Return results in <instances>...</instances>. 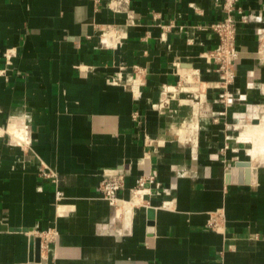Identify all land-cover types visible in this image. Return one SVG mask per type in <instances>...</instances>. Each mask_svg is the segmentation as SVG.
Listing matches in <instances>:
<instances>
[{
	"label": "crops",
	"instance_id": "obj_1",
	"mask_svg": "<svg viewBox=\"0 0 264 264\" xmlns=\"http://www.w3.org/2000/svg\"><path fill=\"white\" fill-rule=\"evenodd\" d=\"M116 1L0 0V264H27L30 233L51 227L42 264H264V162L232 177L247 160L240 139L255 130L264 145V122L238 131L264 105V0H239L262 20L239 27L244 57L227 86L206 58L217 0ZM121 66L128 79L140 69V97L107 81ZM195 73L198 90L180 85ZM113 169L126 174L120 208L99 191ZM148 173L155 183L132 203Z\"/></svg>",
	"mask_w": 264,
	"mask_h": 264
},
{
	"label": "built area",
	"instance_id": "obj_2",
	"mask_svg": "<svg viewBox=\"0 0 264 264\" xmlns=\"http://www.w3.org/2000/svg\"><path fill=\"white\" fill-rule=\"evenodd\" d=\"M126 4H129L128 0H117L115 7L117 9H125ZM218 7L223 13L222 19L212 22L206 26L218 39L219 45L217 48L208 52L206 58L210 63H215V70L219 75L218 84L227 86L232 83L238 72V66L240 65L242 58L244 57V48L238 43V29L241 25H247L249 23L257 22L261 19V15L254 12H246L239 4V0H217ZM172 26V25H171ZM255 32L259 40L258 58L264 60V26H255ZM10 58V56H9ZM11 63V61H9ZM136 73L133 78H126L123 74V67L116 76L108 77L107 81L112 84H122L129 87L135 97H140V85L141 79L139 78L140 69L135 67ZM195 80H197V87L200 85V75L194 74ZM185 80L180 85L183 87H189V83ZM220 99L228 104H231L234 99V95L231 92H224L220 95ZM165 101L161 102L163 106ZM261 107V104H255ZM134 119L139 118V111L135 110L133 113ZM27 139V138H26ZM42 175L46 178L52 179L54 182H58V173L52 171L49 167H44ZM126 174L121 169L106 170L104 172L103 179L99 185V191L102 197L108 201V203L116 208L122 207L125 203L119 196V191L125 185ZM156 174L148 173L140 176L137 179L136 186L132 189L133 196L132 201L141 189H146L149 183H155ZM58 199L64 198V193L61 190L57 191ZM211 215L208 221L210 227L220 228L218 218ZM42 242V252L50 251L52 249L51 244L55 241L57 231L54 228H48L41 231L40 235ZM43 256V253H42ZM45 264H55V261L51 258H46Z\"/></svg>",
	"mask_w": 264,
	"mask_h": 264
},
{
	"label": "bare ground",
	"instance_id": "obj_3",
	"mask_svg": "<svg viewBox=\"0 0 264 264\" xmlns=\"http://www.w3.org/2000/svg\"><path fill=\"white\" fill-rule=\"evenodd\" d=\"M263 38V40H264V36L262 37ZM192 78V80H190ZM190 80V81H189ZM187 83H189V87L191 88V89H194V90H198V87H197V80H195V76H194V74H192L190 77H188L187 78V81H186ZM259 109V107L257 106V105H255V106H253L252 107V109L251 110H255V111H257ZM259 111V110H258ZM255 118H257V117H255ZM15 128L13 127V129H11L10 131L13 133V135H15L14 133H16L17 131H16V129L14 130ZM191 129V128H190ZM183 133V131H179L178 132V135L179 134H182ZM260 132L259 131H255V130H253L252 131V135L250 134V135H247V136H245L244 137V139L243 138H241L240 140H242V141H244V142H246V143H249V144H251V148H249L250 149V151L249 152H251V154L252 155H254L255 156V153L258 151V150H261L262 148H263V146L264 145H261V144H259V141H258V139H259V136H260V134H259ZM148 192V189H147V187H146V189H141L139 192H138V194L135 196V198H134V200L132 201V203L133 202H136V204L137 203H142V201H143V199H145V196H146V193ZM127 203H129V202H126V204ZM132 203H130L131 205H132ZM125 205V204H124ZM123 205V206H124ZM128 205V204H127ZM131 207H126V210L128 209H130Z\"/></svg>",
	"mask_w": 264,
	"mask_h": 264
},
{
	"label": "water",
	"instance_id": "obj_4",
	"mask_svg": "<svg viewBox=\"0 0 264 264\" xmlns=\"http://www.w3.org/2000/svg\"><path fill=\"white\" fill-rule=\"evenodd\" d=\"M251 165V162L248 160L238 161L236 163V166L232 170L233 180H236L238 174L239 181H242L244 176V168L250 167ZM27 264H42L41 237L36 235L34 232L30 233V254L29 261Z\"/></svg>",
	"mask_w": 264,
	"mask_h": 264
},
{
	"label": "rangeland",
	"instance_id": "obj_5",
	"mask_svg": "<svg viewBox=\"0 0 264 264\" xmlns=\"http://www.w3.org/2000/svg\"><path fill=\"white\" fill-rule=\"evenodd\" d=\"M190 80H192V78L190 79ZM189 80V81H190ZM259 110V111H258ZM257 111H251L250 112V114L248 115V117L249 118H251V119H245V124H243V125H241V128L238 130L239 132L242 130V131H244V130H246V129H248V127L247 126H250V125H253V124H255V123H263L264 122V105H262L261 107H259V109H258ZM257 113H258V115H257ZM259 116V117H258ZM255 117H257V118H255ZM252 119H254V121H252ZM250 128V127H249ZM263 130V132H262V136L261 137H264V129H262ZM260 137V138H261ZM259 143H260V140H259ZM249 144V143H248ZM261 144V143H260ZM250 146H251V144H249L248 145V147H247V149H246V158H247V160L248 161H250L251 162V169H253V168H255V166L253 165V162L254 161H257V162H264V160H261V159H263V158H261V157H263L264 156V151H261L260 153H258V158L257 159H254L250 154H249V148H250Z\"/></svg>",
	"mask_w": 264,
	"mask_h": 264
}]
</instances>
